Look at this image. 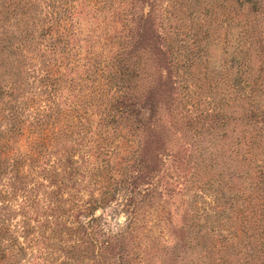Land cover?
Wrapping results in <instances>:
<instances>
[{
  "label": "rangeland",
  "instance_id": "rangeland-1",
  "mask_svg": "<svg viewBox=\"0 0 264 264\" xmlns=\"http://www.w3.org/2000/svg\"><path fill=\"white\" fill-rule=\"evenodd\" d=\"M232 1L0 4V264H264V46L227 20L264 42V0Z\"/></svg>",
  "mask_w": 264,
  "mask_h": 264
},
{
  "label": "trees",
  "instance_id": "trees-1",
  "mask_svg": "<svg viewBox=\"0 0 264 264\" xmlns=\"http://www.w3.org/2000/svg\"><path fill=\"white\" fill-rule=\"evenodd\" d=\"M10 3H13L15 8L19 7L21 9H23V8H35L37 6V3L34 2V0H0V4L2 7H5V10L7 9V7L9 6ZM246 4L247 5L250 4V6H253V7L256 6V3L253 0H234V1L230 2L231 9H232V7L234 8L236 6L242 10L243 8H245ZM15 8L13 10H15ZM58 8L59 9L58 10L56 9V12H55V21H56V23H58L57 27H60L65 31L63 36L58 37V40H59L58 42L62 43L64 48L69 47L70 50H74L77 45L75 43L70 44V42L68 41V38H66V35L70 32L69 27L72 26L71 25V18L66 16V9H63V7L60 5H58ZM255 11L256 10L253 9L251 12L254 13ZM231 13H232V11H231ZM229 15L230 16L227 18V20L231 22V27H234V28L238 27L237 29H239L238 33L236 35L237 39H238L237 44H240V46L242 45V47H245V48H251V47L252 48L253 47H258V48L260 47L261 48L264 46L263 39H262V37H260L261 31L259 32V31L255 30V27L253 26L251 28V32L250 33L248 32L250 30V28H249L250 24L248 22H250V21H248V18L245 17L246 15L243 18L234 17L233 13H232V15L231 14H229ZM65 23H67V25H65ZM232 23H233V26H232ZM254 23H255V21H254ZM72 33L73 32H71L70 35ZM62 37H65V38L63 39ZM78 49H79V46H77V50ZM80 49H81V47H80ZM240 51H241V47L237 50V52H240ZM262 51L263 50L261 49L260 52L262 53ZM234 59L236 60L237 65L242 64L241 61H239L238 57L235 56ZM88 65H91V64H88ZM91 74H93V73H91ZM250 107H249V105L246 107L247 112L243 115V117L246 118L249 122H254L258 119L259 116L256 112V111H258L256 108V104H253L252 100H250ZM250 148H252V146H250ZM249 149L247 152H250ZM261 244H264V243L261 242ZM256 254L257 253H255V255Z\"/></svg>",
  "mask_w": 264,
  "mask_h": 264
}]
</instances>
